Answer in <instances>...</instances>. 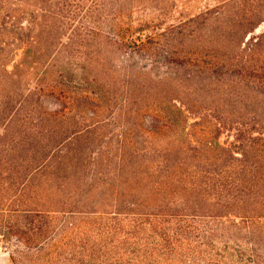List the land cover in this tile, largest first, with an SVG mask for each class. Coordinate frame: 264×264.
<instances>
[{
    "label": "trees",
    "instance_id": "obj_1",
    "mask_svg": "<svg viewBox=\"0 0 264 264\" xmlns=\"http://www.w3.org/2000/svg\"><path fill=\"white\" fill-rule=\"evenodd\" d=\"M176 2L0 0L12 264H264V0Z\"/></svg>",
    "mask_w": 264,
    "mask_h": 264
},
{
    "label": "rangeland",
    "instance_id": "obj_2",
    "mask_svg": "<svg viewBox=\"0 0 264 264\" xmlns=\"http://www.w3.org/2000/svg\"><path fill=\"white\" fill-rule=\"evenodd\" d=\"M175 9V16L179 18H185L194 14H197L205 7L212 5V0H177ZM178 18V19H179ZM264 29V24L260 25L256 32H260ZM225 135L223 134L219 140L224 141ZM0 264H12L8 253L0 245Z\"/></svg>",
    "mask_w": 264,
    "mask_h": 264
}]
</instances>
